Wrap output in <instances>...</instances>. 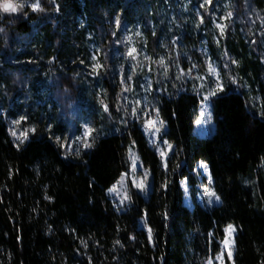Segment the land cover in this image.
Segmentation results:
<instances>
[{"label":"trees","instance_id":"1","mask_svg":"<svg viewBox=\"0 0 264 264\" xmlns=\"http://www.w3.org/2000/svg\"><path fill=\"white\" fill-rule=\"evenodd\" d=\"M12 1L25 7L15 14L0 10V264H206L220 251L228 224L236 228L233 264H264V0H220L232 14L228 36L218 45L210 36L209 47L215 55L230 49L239 56L234 75L240 83L229 80L211 98L214 131L209 137L193 134L197 93L174 89L170 96L157 95L166 125L161 138L173 146L167 171L127 116L118 132L96 138L79 156L69 155L45 129L32 101L26 113L36 123L35 132L19 147L6 120L26 105L23 99L47 75L60 108H68L88 78V72L83 75L90 64L88 31L100 41V55L109 56V84L110 44L119 37L114 14L122 23L140 13L148 24L155 0H40V12L28 7L36 0ZM233 27L243 37L229 34ZM146 33L154 51L159 32L150 36L147 25ZM195 56L201 62V54ZM232 71L223 69L222 76ZM256 95L259 107L252 103ZM115 114L111 117L118 119ZM129 142L150 173V191L144 198L129 188L131 200L118 211L107 189L129 170ZM199 161L207 165L220 197L209 209L197 202L189 209L182 202L180 180L195 187Z\"/></svg>","mask_w":264,"mask_h":264},{"label":"rangeland","instance_id":"2","mask_svg":"<svg viewBox=\"0 0 264 264\" xmlns=\"http://www.w3.org/2000/svg\"><path fill=\"white\" fill-rule=\"evenodd\" d=\"M0 2H3V0H0ZM11 2L16 3L12 0ZM201 4H204V0H155V8L153 9L151 6L148 8V24L140 18V13H137L132 20L126 19L122 23L118 22V15L114 14L113 29L115 33H119V37H116L113 44H110L112 45L113 54L110 58L112 79L109 84L106 82L108 75L105 74V68L107 69L105 64L108 66L109 56L100 55L101 43L96 39L94 33L88 31L86 38L90 50V64L87 68L88 71L84 69L85 73L83 72V75L88 72V78L83 79V87H80V93L76 99L69 104L68 108H60V102L56 99L57 95L48 88L49 76L43 73V76L47 75L45 82L37 81V88L30 90V93L23 99L24 103L32 101L35 103L34 105L37 104L45 129L50 132L55 140L56 137L61 138L59 143L69 155H75L76 149H79L80 152L84 150L83 142L93 143L100 136L118 132L121 126L125 125L124 117L127 116L129 120L137 122L146 136L149 147L154 149L160 156L158 147L167 151V146L163 144L165 139L161 138L166 125L163 123L160 132L157 136H154L153 129L146 127L145 121L149 118L154 121H162L159 117V111L157 115V95L164 93L170 96L174 89H177V91L188 89L197 93L200 98L196 120L201 118L202 112L211 114L210 122L205 123L202 119L200 125L195 123L193 134L202 138L209 137L214 131L211 109V98L214 96H211L210 92L215 90L216 73L218 72L219 82L222 83L224 89L229 80L235 81L234 84H239L240 82L234 74L241 64L239 56L232 50L220 49L218 55H215L209 47L210 36L216 45L228 36L230 24L228 19H231V16L228 15L227 5L220 0L215 3L204 4L203 8L200 7ZM202 9L205 10L206 14L203 13ZM201 17H203V23H201ZM208 21L209 24H207ZM217 24L226 26L223 35H221L220 29L216 27ZM147 25H149L150 36H153L157 31L159 32L154 51H151L149 47L150 37L146 33ZM234 32H237L239 37H243L240 28L235 29L233 27L229 34ZM197 42H199L198 47L196 46ZM170 46L173 48L172 50H170ZM133 48L136 51L132 56H129L128 53ZM196 51L201 54V62L195 56ZM209 58L211 59L212 68L216 70L212 75H209ZM162 59L163 64H161ZM233 60L237 63L233 64ZM95 64H101L103 67L94 71L93 65ZM225 64L228 67H224ZM189 69H191L190 72ZM223 69L229 72L233 70V73L222 76ZM166 71L167 75H165ZM129 76L131 80H128ZM122 78L125 81L123 84L121 83ZM106 84L110 85L113 90L110 91ZM244 84L250 92L249 82L245 80ZM125 88L128 90L124 91ZM220 93L222 92L217 91L216 95ZM205 96L209 98L207 100L203 99ZM109 101L113 104L111 108ZM137 101H139V104H137ZM252 103L254 106L259 107L260 96L256 95ZM105 105L108 106V111L104 110ZM117 108H119V111ZM133 108L137 109L139 119L132 116ZM26 109L27 104L21 109H16L14 114L6 119L9 131L15 130L19 135L20 132L29 130L28 136L32 133L30 130L36 127V123L29 118ZM113 111L119 113L118 119L111 117L116 115ZM0 115L4 118V111L1 107ZM20 117H26V119L19 124H14L13 121L19 120ZM89 128L93 131L90 137L85 138V133ZM77 137L82 139L78 140ZM12 138L18 145L19 142L13 136ZM69 146L71 147L69 148ZM172 152L173 146L171 151H168L167 159ZM127 153L130 161L129 170L127 171L130 174L129 177L121 181L120 176L118 181L109 187L115 186L117 191L110 193L109 188L107 189V195L118 211L124 210L129 203L128 200H125L121 204V200L125 192L129 195L128 189L133 187L131 184L132 159H137V171L135 173L137 180L140 179L143 172H148L141 165L133 142L128 143ZM160 159L163 167L161 156ZM200 162H198L195 170L197 174L195 187H192L186 178L180 180L183 193L182 202L189 209L194 206L195 202L207 209L220 203V201L216 202L214 199L212 203L208 202L209 197L205 195V189L214 190L213 180L208 168L205 171L200 167ZM209 176L211 177V183H209ZM145 183L147 188L144 192L135 189L144 198H147L150 191V174L147 176ZM140 223V226L143 227L142 219ZM234 234L235 232L231 235L225 233L223 240L228 237L231 241ZM222 247L223 245L220 243L218 253L221 252ZM233 250L234 247L226 250L222 261L215 259L218 253L209 257L213 258V264H227L228 262L233 264ZM227 251L232 252L231 260L228 259Z\"/></svg>","mask_w":264,"mask_h":264},{"label":"snow or ice","instance_id":"3","mask_svg":"<svg viewBox=\"0 0 264 264\" xmlns=\"http://www.w3.org/2000/svg\"><path fill=\"white\" fill-rule=\"evenodd\" d=\"M211 2H212V0H204V4H211ZM204 4H201L200 7L203 8ZM24 7H25L24 4H22V3H13V2H11V0H3V2H0V9H2L3 12H5V13H17L18 11H22L24 9ZM28 7H30L33 12L44 11V9L41 7L40 0H36L35 3L29 4ZM228 15L231 16V13H229ZM201 23H203V17H201ZM216 27L218 29H220V33H221V35H223L224 34V28L226 26L221 25V24H217ZM0 30H2V29H0ZM217 43H219V41H217ZM135 51L136 50L133 48L128 53V55L132 56V54ZM225 55H227V53H225ZM93 59H95V57H93ZM163 63L164 62H163V59H162L161 60V64H163ZM232 63L235 64V63H237V61L233 60ZM102 67H103V65H101V64H95V65H93V70L97 71L98 69H100ZM224 67H228V65L225 64ZM209 68H210L209 75H212L214 72H216V70L214 68H212V63H211V59L210 58H209ZM190 71H191V69H189V72ZM165 75H167V71L165 72ZM128 80H131L130 76L128 77ZM216 80H217V82H216V85H215V90L210 92L211 96H215L217 94V91H219V92H223L224 91L222 83L219 82L218 72L216 73ZM233 82H235V81H233ZM121 83L122 84L125 83L123 78L121 79ZM127 90H128L127 88L124 89V91H127ZM208 98H209L208 96H205L203 99L207 100ZM137 104H139V101H137ZM104 110L108 111V106L107 105L104 106ZM117 110L119 111V108H117ZM131 114H132L133 117H136L137 119L140 118L136 108L132 109V113ZM157 115H158V110H157ZM25 119H26V117H20L19 120H15V121H13V123L14 124H19L21 121H23ZM202 119H204L205 123L210 122L211 114L207 113V112H202L201 113V118H198L195 121V123L197 125H200L201 122H202ZM163 123H164L163 121H154L151 118H149V119H147L145 121L146 127L150 128V129H153V135L154 136H157V134L160 132V128L163 126ZM157 124H159V126H157ZM30 131L35 132V128H32ZM92 131L93 130L90 129V128L87 129V131L85 133V138L90 137ZM10 132H11V135L19 142V144L24 143V141L28 139L29 130L22 131V132L19 133V135H17V132L15 130H10ZM77 139L80 140L82 138L77 137ZM56 140H57V142H59L61 140V138L60 137H56ZM19 144L17 145V147H19ZM163 144L167 146V151H165L164 149L159 148V147H158V151H159V154H160V156H161V158L163 160V167H164L165 171H167L168 170L167 155H168V151H171L172 145L167 140H164ZM70 147L71 146H69V148ZM91 147H92V143L91 142H83V148L84 149H89ZM129 151L131 152V149ZM75 155H77V156L80 155V150L79 149L75 150ZM200 167L203 168L205 171H207V165L203 161L200 162ZM136 171H137V159H132L131 184H132V186L134 188L138 189L140 192H144L146 190V188H147L145 180H146L147 176L150 173L147 172V171L143 172L141 174L140 179L137 180L136 176H135ZM129 175H130L129 172L122 173L121 181H124L125 178L129 177ZM211 182H212L211 181V177L209 176V183H211ZM163 187L165 189H167V183H165L163 185ZM108 191L111 193V192L117 191V189H116L115 186H113L112 188H109ZM205 195H207L209 197V200H208L209 203H212L213 199L216 202L220 201V197L212 189H205ZM45 198L49 199L48 197H45ZM125 200H128V201L131 200V198L127 194V192H125V194H124V196H123V198L121 200V204H123ZM166 216H167V213H165V217ZM235 231H236V228L232 224H228L225 227V229H224V232L226 234H229V235H231ZM147 235H148V241L151 242L152 241V229L150 227L147 229ZM211 235H212V233H209V236H211ZM131 238L135 239V237H131ZM117 243H119V241H117ZM221 244L223 245V247L221 249V252L218 253L216 255V257H215V259L218 260V261H222L223 260L224 252L226 250H228L230 247H234L235 246V240H234V238H232L231 241H230L229 238L226 237L225 240L221 241ZM227 256H228V259L231 260L232 259V252L231 251H227ZM206 264H213V258L209 257V259L207 260Z\"/></svg>","mask_w":264,"mask_h":264}]
</instances>
